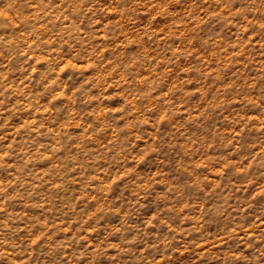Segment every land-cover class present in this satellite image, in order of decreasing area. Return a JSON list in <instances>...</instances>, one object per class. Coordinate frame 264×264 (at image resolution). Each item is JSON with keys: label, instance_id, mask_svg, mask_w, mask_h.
I'll return each instance as SVG.
<instances>
[{"label": "rangeland", "instance_id": "obj_1", "mask_svg": "<svg viewBox=\"0 0 264 264\" xmlns=\"http://www.w3.org/2000/svg\"><path fill=\"white\" fill-rule=\"evenodd\" d=\"M0 264H264V0H0Z\"/></svg>", "mask_w": 264, "mask_h": 264}]
</instances>
